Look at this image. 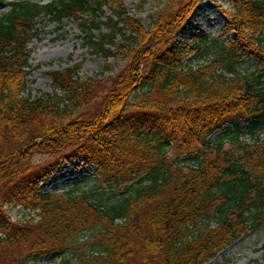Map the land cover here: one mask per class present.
<instances>
[{"label":"trees","instance_id":"trees-1","mask_svg":"<svg viewBox=\"0 0 264 264\" xmlns=\"http://www.w3.org/2000/svg\"><path fill=\"white\" fill-rule=\"evenodd\" d=\"M206 1L217 0H163L146 26L123 0H0V264L55 251L57 264H204L264 229V72L239 66L248 56L264 68V0H227L233 39L211 38L214 58L185 65L200 45L177 32ZM45 16L75 20L92 53L125 61L110 90L67 68L51 74L53 93L22 95ZM72 159L95 167L94 182L42 191Z\"/></svg>","mask_w":264,"mask_h":264},{"label":"rangeland","instance_id":"rangeland-1","mask_svg":"<svg viewBox=\"0 0 264 264\" xmlns=\"http://www.w3.org/2000/svg\"><path fill=\"white\" fill-rule=\"evenodd\" d=\"M38 1L45 3L49 0ZM123 1L130 12L141 18L146 26L151 24V16L163 7V0ZM231 6L227 0L206 1L200 7L203 13L195 20L193 19L195 16L191 18L184 28L178 30V39L192 46L200 45L199 49H194L185 57L183 62L185 65L196 67L199 64H208L214 58L215 47L210 42L211 38L221 37L226 42L233 39V32H226L228 18L224 12ZM6 10V6H0V13L6 12ZM106 10L108 13L110 12V9L107 8ZM196 15H198V11ZM36 28L38 29L37 34L29 43L30 58L29 66L25 69L27 72L25 77L26 89L22 92L23 96L35 98L45 93H53L51 74L57 71H65L67 68L78 69L77 76L81 80L97 76L103 80L101 85L107 86L104 90H110L113 87L110 79L120 72L121 68L125 66V61L120 57H111L106 60L104 57L92 53L91 47L87 45L84 34L75 20L65 19L60 24L48 16L40 17L36 20ZM239 63H241L239 66L242 71L264 72L263 66L259 65L254 58L246 56ZM106 64H110L111 68L105 70L103 74L102 70ZM57 94L62 95L63 92L57 91ZM94 110L95 106L90 108L88 112L91 113ZM250 125L251 123L248 122L246 126ZM228 126L231 124L226 125V127ZM221 134L222 129L216 130L209 136V142H214ZM240 139L252 143L255 137L245 128ZM226 144L229 146L230 142L227 141ZM2 145L3 142L0 141V148ZM169 145L172 144L169 142ZM167 155L169 159L178 161L173 146L167 148ZM97 177V171L92 164L81 159H72L58 166L50 176L42 180L40 185L42 191L62 192L75 186L87 187ZM9 209L10 216L14 220L22 218L26 212L22 206H10ZM52 257L56 258V262L50 263ZM59 260L60 253L55 251L45 254L40 264H57ZM250 262H264L263 228L252 229L243 234L204 264H248Z\"/></svg>","mask_w":264,"mask_h":264},{"label":"bare ground","instance_id":"bare-ground-1","mask_svg":"<svg viewBox=\"0 0 264 264\" xmlns=\"http://www.w3.org/2000/svg\"><path fill=\"white\" fill-rule=\"evenodd\" d=\"M202 13H203V10H201V9L198 10V15H196L193 19L195 20V19L198 18V16H199L200 14H202ZM194 20H193V21H194Z\"/></svg>","mask_w":264,"mask_h":264}]
</instances>
